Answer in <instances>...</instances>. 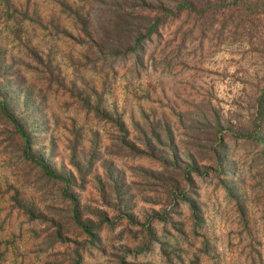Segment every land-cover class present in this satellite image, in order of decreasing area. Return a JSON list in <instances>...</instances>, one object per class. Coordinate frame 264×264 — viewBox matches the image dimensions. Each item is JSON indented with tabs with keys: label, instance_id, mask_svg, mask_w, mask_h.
Masks as SVG:
<instances>
[{
	"label": "rangeland",
	"instance_id": "374dc122",
	"mask_svg": "<svg viewBox=\"0 0 264 264\" xmlns=\"http://www.w3.org/2000/svg\"><path fill=\"white\" fill-rule=\"evenodd\" d=\"M58 1L0 0V94L7 90L14 96L11 80L28 90L26 104L41 109L31 117L41 125L34 146L45 150L52 140L49 163L62 166L60 172L76 176L68 160L73 132L81 136L80 154L95 139L100 158L121 172L123 185L118 180L116 186L127 191L128 208L120 212L123 203L115 205L112 183L95 162L82 188L74 189L81 222L97 224L106 215L92 244L70 217L61 184L40 177L0 111V264H264V142L235 135L248 126L264 78L261 27L200 35L182 17L169 20L145 43L143 62L135 67L132 57L102 56L59 11ZM63 1L93 6L88 0ZM87 94L91 104L99 98L103 108L115 111L136 142L141 128L169 127L179 154L188 150L206 169L192 173L201 228L193 231L185 203L171 210L164 186L141 178L136 168L156 170L155 159L110 154L106 146L119 133L99 113L85 109ZM18 110L20 118L32 113L24 106ZM215 120L232 161L228 173L215 166L210 151L209 126ZM261 132L264 136V128ZM221 178L230 181L232 193ZM13 194L44 218H28L11 200ZM152 210L167 211L169 220L153 217Z\"/></svg>",
	"mask_w": 264,
	"mask_h": 264
},
{
	"label": "trees",
	"instance_id": "16d2710c",
	"mask_svg": "<svg viewBox=\"0 0 264 264\" xmlns=\"http://www.w3.org/2000/svg\"><path fill=\"white\" fill-rule=\"evenodd\" d=\"M93 6L85 8L80 5L68 4L63 0L58 1L59 11L72 19V23L76 26L78 32L90 39L96 47V50L102 55L111 57L121 56L122 58L132 57L133 64L138 67L143 62V54L145 52V43L152 39L158 27L169 20H176L182 17V21H189L198 28L199 34L206 32L222 33L223 30L232 33L238 28L253 29L261 27L263 38L262 45L264 50V0H88ZM248 30H246L245 33ZM1 63V61H0ZM11 90L14 96H9L7 90L0 94V111L5 117L7 123L12 125V133L16 134L19 147L25 156L38 166L40 177H44L46 181H57L61 184V195L66 197L69 202L70 217L76 224L83 229L88 240L93 244L97 241V230L99 224L106 220L104 212L99 218L97 224L81 222L80 210L76 200L75 188H82L84 178L91 173V168L95 162L103 168L105 175L114 188L115 205L120 207L123 213L127 209L129 200H124V194L119 192L116 186L118 180L122 183L121 172L118 171L110 162L100 158V152L96 146L90 148L87 153H79L78 143H80V134L78 131L73 132L74 140L70 142L68 160L73 166L76 176L69 172H60V168H54L49 163L52 156L54 146L52 140H49L45 150L35 147V138L39 132L35 128H39L38 120H31L32 116L40 114L41 109L27 105L29 97L28 90L21 88L20 83L11 80ZM2 84L6 86L7 81L2 77ZM20 87V88H19ZM23 90L22 98L19 100V94ZM92 93V92H90ZM83 100L85 109L99 113V117L113 124L118 136H114L108 146L110 154L121 156L128 154L131 156H148L155 159L158 163V169H147L137 167L136 170L142 175L141 178L160 183L165 189L167 197L172 201V207H176L179 202H183L189 209L192 219L193 231L201 228L203 218L201 215L200 203L197 202L196 186L192 173L197 175L205 173L206 169L199 167L191 152L185 150L179 154L178 145L174 141L173 135L169 127L164 126L161 131H156L153 127L148 126L147 130L140 129L138 143L128 138L127 130L116 112H110L101 106V101L96 98L91 104L89 94ZM24 106L25 110H30L26 118H20L19 107ZM114 114V116H113ZM214 126H209L211 136V155L214 159L215 166L220 168L224 173L230 171L229 164L232 161L226 158L225 144L221 134L218 135V120L214 121ZM247 127L236 129L238 136L246 139H252L264 142V136L261 131L264 128V78L261 84H258L254 97V109L251 119ZM196 134V133H195ZM193 143L198 147L200 142V134L193 137ZM79 150V151H78ZM79 154V156H77ZM202 168V169H201ZM80 181V182H78ZM145 182L149 184L148 182ZM221 182L226 186L227 191L231 192L230 181L221 178ZM103 185L100 187V193L103 195ZM112 191V189H111ZM113 193V191H112ZM114 194V193H113ZM104 196V195H103ZM130 196V195H129ZM235 199V198H234ZM11 200L18 205L26 213L30 219L37 217L44 218L38 209L34 208L31 202L22 201L16 194L11 196ZM239 212L242 215L243 210L240 207ZM152 216L159 218L166 223L169 220L168 212L162 210L158 212L152 210ZM150 227L147 228L150 232ZM57 233V238L59 233ZM150 232V239L153 238ZM60 238V237H59ZM196 259V258H194ZM76 263V262H75ZM135 264V263H129Z\"/></svg>",
	"mask_w": 264,
	"mask_h": 264
}]
</instances>
